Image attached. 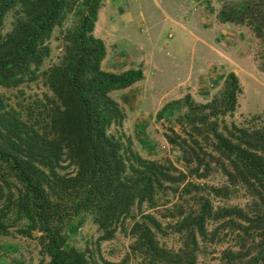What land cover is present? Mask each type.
<instances>
[{
	"label": "trees",
	"instance_id": "obj_1",
	"mask_svg": "<svg viewBox=\"0 0 264 264\" xmlns=\"http://www.w3.org/2000/svg\"><path fill=\"white\" fill-rule=\"evenodd\" d=\"M102 1L0 0V88L39 80L46 89L13 101L0 94V237L12 236L10 229L21 237L35 235L46 264H91L70 244L66 233L72 222L90 216L102 242L133 219L132 248L144 264H196L197 236L206 237L208 225L220 223L238 245L236 252L225 253L230 264L248 257L247 264H264V112L243 126L226 124L241 93L234 73L209 103L185 96L186 112L179 119L189 128L187 138L174 133L167 141L179 147L189 176L223 175L225 186H205L209 195L225 197L240 189L246 202L214 208L201 196L196 211L180 210L171 217L187 243L177 253L158 245L155 232L161 223L142 208H156L167 191L190 194L193 189L198 195L202 187L187 182V173L172 163L141 157L124 133L125 114L112 93L144 75L140 68L103 70L106 48L94 35ZM218 20L246 26L264 45V0L224 6ZM56 29L62 54L43 69ZM260 60L264 72V54Z\"/></svg>",
	"mask_w": 264,
	"mask_h": 264
},
{
	"label": "rangeland",
	"instance_id": "obj_2",
	"mask_svg": "<svg viewBox=\"0 0 264 264\" xmlns=\"http://www.w3.org/2000/svg\"><path fill=\"white\" fill-rule=\"evenodd\" d=\"M243 1H102L95 36L101 38L106 48L103 70L121 73L140 68L143 71L142 81L112 93L125 114L122 129L141 157L172 163L189 176L182 152L169 144L167 136L175 138V133L187 138L189 128L179 119L186 112L182 103L185 96L198 104L209 103L220 97L229 73L238 78L241 93L237 96L235 112L224 118L226 124L243 126L249 118L264 112V72L260 69L264 45L246 26L222 24L218 20L224 6H237ZM140 22L145 25L143 28H139ZM9 23L7 19L5 30L9 29ZM66 26L65 23L64 28ZM60 33L61 30L56 29L49 40L51 54L43 69L55 63L62 54ZM44 92L46 89L39 80L17 89L0 88V94L12 101L16 96L26 99ZM175 102L181 103L173 105ZM163 108L167 110L161 114ZM188 181L200 185L201 193L197 195L193 189L190 194L167 191L158 199L156 208H142L161 223L160 231L155 232L158 245L173 253L187 243V237L177 231V219L171 218L172 215L180 210L196 211L197 198L201 196L210 199L214 208L242 207L246 202L240 189H233L225 197L208 194L205 186L221 188L226 185L225 178L218 172L206 179L189 176ZM135 217L138 220V215ZM132 224L133 219L124 220L112 240L98 242L96 225L90 216H84L75 219L66 234L70 244L84 251L91 264H144L132 248ZM219 226L220 223H211L206 237L197 236L196 264H230L232 258L228 259L225 253L236 252L238 245L234 235ZM10 230L12 236L0 237V264L48 262L40 253L35 235L26 238ZM248 259L239 264H247Z\"/></svg>",
	"mask_w": 264,
	"mask_h": 264
},
{
	"label": "crops",
	"instance_id": "obj_3",
	"mask_svg": "<svg viewBox=\"0 0 264 264\" xmlns=\"http://www.w3.org/2000/svg\"><path fill=\"white\" fill-rule=\"evenodd\" d=\"M167 2H169V1H167ZM164 15H166V14H164ZM99 17V16H98ZM100 18V17H99ZM99 18H98V20H99ZM98 20H97V22H96V25H95V29H94V35L96 34V30H97V26H98ZM141 24H140V26H139V28H143L145 25L142 23V22H140ZM111 27H112V24H111ZM101 39V38H100Z\"/></svg>",
	"mask_w": 264,
	"mask_h": 264
}]
</instances>
